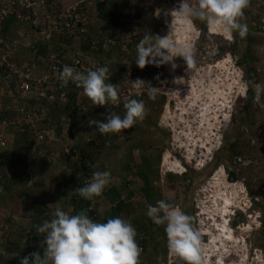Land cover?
<instances>
[{
	"label": "rangeland",
	"instance_id": "obj_1",
	"mask_svg": "<svg viewBox=\"0 0 264 264\" xmlns=\"http://www.w3.org/2000/svg\"><path fill=\"white\" fill-rule=\"evenodd\" d=\"M101 1L106 0H92L88 4L92 13L98 12L97 3ZM180 2L141 0L135 3L134 0H116L119 11H122L121 17L130 18V26L126 29H134L138 36L143 32V37L166 36L171 16H165V12L178 7ZM187 2L193 6L197 4V0ZM157 9H160L159 16ZM140 12L150 13L142 15L145 17L142 22H134ZM240 22L248 26L244 38L236 32L231 37L220 30L210 32L206 23L200 20L193 21V35L191 28L178 24L175 31L170 33V38L178 45L191 46L193 66L188 68L181 57L174 58L175 69L171 63L160 66L148 64L147 69L159 77L154 84L158 91L145 103L148 110L144 124L128 131L122 130L123 136L119 134V140L115 143L123 144L133 152V159L137 163H141L139 153L142 151L138 149L139 146H147L152 158L161 155L160 161L155 160L153 164V170L159 167L160 172L150 175L152 184L149 189L156 192L153 197L155 201L160 197L168 203H177L176 206L193 218L192 223L201 237L204 264H211L210 255L214 249L226 253V264H264V0H250ZM98 24L99 33L109 35V30H117L105 20ZM249 38H252L251 43L248 42ZM248 47L250 53L246 57ZM231 49L234 51L231 52ZM249 111V117L244 118ZM66 141L65 136L62 142L56 141L51 152L59 154ZM236 142L245 145L241 159L227 149L228 144ZM241 149L239 146L238 150ZM215 156L224 163L214 169ZM119 159L116 149L113 152L106 150V165ZM36 162L45 164L49 161L41 156ZM225 163L235 169L236 178H231ZM10 166H13L14 174L22 171L16 163ZM53 169L48 170L49 173L55 172L49 178L60 175ZM66 174L67 171L63 175ZM130 179V187L138 190L136 194L133 193L134 210L127 220L136 229L134 217L140 219L144 214L146 228L150 230L149 234L146 233L148 242L139 257V264H179L176 257L171 258L168 251L163 252L167 245L165 226L155 225L146 214L148 205L152 204L145 197L144 180L135 174ZM245 183L249 184L250 189ZM49 184L47 182L45 187ZM66 201L62 205H67L68 212L71 205L68 199ZM23 204L31 206L33 201L28 199ZM47 214L48 220L54 217L53 213ZM224 219L228 221L224 222ZM25 220V217L20 219L22 229L28 221ZM228 222L229 230H226ZM6 224L11 227L10 223L4 222L2 231ZM208 229L210 233L206 231ZM221 233H225L226 237ZM216 260L214 264H218Z\"/></svg>",
	"mask_w": 264,
	"mask_h": 264
},
{
	"label": "clouds",
	"instance_id": "obj_2",
	"mask_svg": "<svg viewBox=\"0 0 264 264\" xmlns=\"http://www.w3.org/2000/svg\"><path fill=\"white\" fill-rule=\"evenodd\" d=\"M74 1L76 0H60L56 10L59 12ZM91 1L82 0L83 9L90 20V36H113L99 33L98 23L101 24L103 19L99 17L98 12L92 13V10L89 9L88 4H91ZM249 5L250 0H197V4L193 6L187 0H181L178 7L173 8L170 12H165V16H171L167 35L163 37L159 35L145 36L137 44V58L134 65L142 70L148 64L160 66L171 63L172 68L175 69L177 65L173 63L174 58L181 57L186 62L187 67L191 68L194 64L191 46L187 44L178 45L170 38V33L175 31L176 26L179 24L192 28L193 21L200 20L206 23L210 32L220 30L228 37L236 32L241 38H244L248 33V26L246 23H241L240 19L243 18L244 10ZM156 13L159 16L160 9H157ZM95 16H97L96 19H94ZM142 21L143 18H139L135 19L134 22ZM191 32L193 35L194 31ZM197 34L200 35L199 30ZM108 71L107 67L102 66L95 70L89 69L85 73L65 65L60 72L59 79L61 86H67L71 81L77 87L82 88L83 94L93 106L119 105L118 85L110 82L106 83V80L109 79L107 76ZM156 78L159 79V77ZM132 83L136 89H141L146 84L145 81L139 78L132 81ZM155 91L156 89L153 87L150 89L151 93H155ZM123 106L125 110L122 113L113 112L107 115L104 120L90 118L87 122L88 129L91 130L95 127L101 134H118L122 130L132 128L138 121H143L145 118L146 109L142 100L129 99L124 101ZM77 111L78 114L63 115L59 121H57L58 119H52L53 123L50 122L51 119L48 123L43 121V126L54 128L55 133L52 138L46 137L40 141L43 143L41 153H37V148H35L38 158L42 156V153H45L54 155L55 158L60 155L63 161L67 163L71 160L81 163L80 147L75 146V141L71 138V135L77 137L81 130L77 135H74L70 130H63L60 125L63 118L81 114L79 110ZM86 119L87 117H85ZM11 130L17 133H27L17 131L13 126L9 128L10 132ZM62 131L67 132L64 136L67 137L68 141H66L65 147L60 149L59 154L52 153L51 150L55 148L53 146L56 141L62 142V137L64 138L60 135ZM96 136L97 134L87 135L86 139L88 137L93 139L86 142H93L96 140ZM30 140H33L37 145L39 143L34 139V135L30 136ZM70 143L72 147H75L76 152L71 150L72 153L68 158H65L63 156L65 154L64 149ZM53 161L45 163L51 164ZM84 161L87 166L91 164L90 159L87 157ZM17 164L19 168L24 165L22 162ZM110 178V171H95L92 173L91 182L85 183L77 189H71L70 193L76 191L80 197L89 201L98 197L96 209L100 215L99 201L103 197L105 187L110 183ZM2 191L3 189L0 188V192ZM146 214L155 225L165 226L164 231L170 256L176 257L180 264H204L200 233L194 227L193 218L190 215L186 214L179 206L165 200H158L155 206L148 205ZM225 221L228 220L224 219ZM35 230L38 235L44 237L40 243V247L43 249L42 254L41 252L31 253L29 256L23 257L20 264H139V257L144 251L137 242L138 233L134 226L129 220L120 216L109 218L107 222L101 223L93 221L87 214V210L70 215L60 207H56L54 217L51 220H45L41 225H36Z\"/></svg>",
	"mask_w": 264,
	"mask_h": 264
},
{
	"label": "built area",
	"instance_id": "obj_3",
	"mask_svg": "<svg viewBox=\"0 0 264 264\" xmlns=\"http://www.w3.org/2000/svg\"><path fill=\"white\" fill-rule=\"evenodd\" d=\"M59 1L0 0V152L8 148L11 126L17 131L32 133L37 142L46 137H53L54 128L43 126L47 109L50 108L45 102L52 106L67 104L70 101L69 89L76 85L69 81L67 86H61L59 75L65 65L85 73L89 69L107 67L109 79L106 83L118 85L120 97L119 105L93 106L83 94L82 88H79L75 105L81 114L63 118L60 122L63 130H70L74 135H77L80 130L89 128L87 122L90 118L103 120L101 117H106L113 112L122 113L125 110L124 101L143 98L147 93H151L152 87L155 88L152 82L157 80V75L147 67L141 70L137 65L129 64L131 59L123 58L121 61L128 63V66L118 71L116 69L119 68L113 67L108 55L97 54L100 46L105 52L112 47L120 46L121 53L132 54V58L136 61L137 45L133 42L131 35L121 39L119 45L118 40L113 36H90V20L83 9L82 0H76L58 12L56 8ZM10 16H14L17 22L15 36L4 33L3 29L4 23ZM191 29L193 31V28ZM78 32L90 45L89 50L86 52L80 48H74L71 58L60 55L61 51L72 47L71 43L63 40ZM42 42L48 44L46 53L39 51V44ZM27 49L32 52L29 51L32 54L31 59L28 58ZM138 78L146 83L141 89L133 87L132 81ZM157 91L158 89L155 92ZM91 113L102 114L98 118V116H90ZM85 117H87L86 120ZM108 135L111 134H101L104 138ZM92 139V137L87 138L88 141ZM71 145L70 143L64 149L65 158H68L72 152H76L75 147ZM42 156L49 162L55 160L54 155L42 153ZM91 173L88 172L89 175L83 179L80 187L91 182ZM2 177L3 175H0V178ZM97 201L98 197H95L88 207L92 212L93 221L99 216L96 209ZM139 246L143 249L142 243Z\"/></svg>",
	"mask_w": 264,
	"mask_h": 264
},
{
	"label": "trees",
	"instance_id": "obj_4",
	"mask_svg": "<svg viewBox=\"0 0 264 264\" xmlns=\"http://www.w3.org/2000/svg\"><path fill=\"white\" fill-rule=\"evenodd\" d=\"M136 3L139 2V0H134ZM98 5V14L99 17H101L103 20H105L107 22V24L111 27V28H116V31H112L109 30V35H113L114 38L116 40H118V45H119V41L121 39H123L126 35H131V38L133 39V42L136 43V45L140 42V40L142 39L141 37H143V32L142 35L138 36L137 33H135L133 30H128L126 28H128V23L130 21V18L127 17H121L120 13L122 11H119V5H117L116 0H106V1H101L97 3ZM111 6L112 7V11L109 9ZM125 8V7H124ZM151 12V11H150ZM149 12V13H150ZM127 13V12H126ZM147 13H143L145 16ZM142 12H140L139 14H137V18L135 19H139V18H144L142 17ZM3 29H4V33H8L10 36H15L16 35V31H17V23L15 22V17L14 16H10L8 17V19L6 20V22L3 25ZM16 27V28H15ZM143 29V28H142ZM251 39H248V42L251 43ZM64 42H68L72 44V47L69 49H66L65 51H61L60 55H64L65 57H70L72 56L73 52L75 51L74 48H80L83 51L89 50L90 45L85 42V39L83 38V36L81 35L80 32L72 35L71 37H69L68 39H64ZM132 44L130 43V46ZM250 48H247L246 51V57L249 56L250 53ZM28 50V49H27ZM30 49L27 51V55L28 58L31 59L32 58V52H29ZM39 51L40 53H46L48 52L47 50V44L42 42L41 44H39ZM234 50L231 49V52H233ZM98 55L104 56V55H108L107 57L109 58V60L111 61L113 67L117 66L119 67V69H125L128 64L123 63L121 60L124 58H129L130 60V64L134 66V59L132 58V54H125L120 52V46L118 47H112L111 49H109L108 51L106 50V52L104 51V49L100 46L99 47V52L97 53ZM124 55V56H121ZM129 55V56H128ZM128 56V57H126ZM131 56V57H130ZM250 57H252V55L250 54ZM247 60V59H246ZM157 81V80H156ZM156 81L154 80L152 82V85L155 86L154 84L156 83ZM79 87H77L75 85V87H70L69 89V97H70V101L67 104L64 105H50L48 102H45V104H47L48 108L47 109V116L44 119L45 123H48L49 120L50 122H52V119H58L57 121H59V119L63 116H69L72 114H78V111L76 109V105H75V99H76V95L78 92ZM154 93H147L143 98L140 99H136V100H142L144 102V104L146 103V101H148V99L152 96H155ZM165 99V97H163V100ZM146 111L147 109V105L145 106ZM56 111V113H55ZM58 114V115H57ZM250 115V111L248 112V114L244 115V118H248ZM144 121V120H143ZM143 121H138L133 127H137L139 126L141 123H143ZM53 123V122H52ZM132 127V128H133ZM131 129V128H130ZM59 130V129H58ZM127 130V129H126ZM93 132L96 136V140H94L91 143L86 142L87 139L85 137H83V144L84 146L82 147L81 144L79 142L75 143V146L80 147V154L82 156V158L80 160L81 163H79L80 169L79 171L81 172V176L80 177H75V175H73L71 177V183H73V187L75 189H77L78 187H80L83 184V179L89 175L88 172H95L94 168H93V163L96 162L97 159L101 158L102 155H106L105 152L107 151H111L113 152L114 149H116V154L119 155V158L121 156L126 157V161H124L123 163H120L119 161L116 162V169L114 171H124V174L126 175L125 177L128 176V174L130 173H134L135 175L137 174L139 177H141L144 180L145 186L144 187V194L146 199L151 202L152 205H155L156 202L158 200H161V198L159 197L156 201L154 200V194H156V192H153L149 189V187L151 186L152 182H151V176L152 174H158L160 172L159 167H157L155 170L153 164L155 163V160H157L158 162L161 159V155H157L156 157L152 158L150 156V153L147 152V146L144 145V147L139 146L138 149L141 150L142 152L139 153V158L141 159V163L139 165H136V167H133L131 163L135 162L133 159V152H131L130 150H126L124 151L122 148V144H115L116 141L118 142L119 140V133L118 134H111L108 135V137L104 138L101 136V134H99V131H97L95 128L93 129ZM128 131V130H127ZM131 131V130H130ZM93 134V135H94ZM30 136L32 135V133L29 134ZM108 138V142H106V139ZM30 147L35 150V148H37V153H41L42 152V148H43V143L39 142L38 145L33 141L30 140ZM105 141V142H104ZM86 142V143H84ZM105 143V145H104ZM82 144V145H83ZM238 145L237 148L234 147V145ZM236 144L231 143L228 144L229 148H227L230 151H233L234 153L237 154V158L241 159V155L243 153V149H245V145H239L238 142H236ZM239 146L242 148V151H239ZM134 148V147H132ZM18 154V153H17ZM240 154V155H239ZM6 156V160L7 159H11L10 156H12L10 153L5 154ZM38 157V156H37ZM85 157H87L88 159H90V165L87 166L85 164ZM120 160V159H119ZM23 163V161H21ZM214 169L217 168L218 166H220L221 164L224 163V161H222L221 158H219L218 156L214 157ZM24 164V163H23ZM226 164V163H225ZM27 167H24V166ZM22 166V168H18L19 170L22 171H18L20 172L19 174L22 173H27L28 170L30 169V164L27 165V163ZM227 167H229V175L231 176V178H236L237 176V172L235 171V169H232L230 167V165L226 164ZM231 168V169H230ZM16 169V172L17 170ZM114 169V168H113ZM8 169L4 168V169H0V175H3L2 178H0V183H4V186L7 187L10 191L14 189V187L12 186L11 181H9V178H11V174H13L15 171L13 169H10V172H8ZM106 171H112V167L110 168L109 166L106 167ZM91 173V174H92ZM10 176V177H9ZM21 181L24 183V187L21 186V188H24L23 191H25L29 184H32L34 181L30 180L28 181L27 177H24L23 174L21 175ZM8 182V185H6L5 183ZM246 186L250 189V186L248 183H245ZM17 186V185H16ZM27 186V187H26ZM71 189H74L72 187H69ZM68 189V188H67ZM70 189V190H71ZM68 191V190H66ZM110 192V193H109ZM122 192V191H121ZM110 195L111 200H115L114 199V192L113 190H107L106 194ZM127 193V197L123 199L122 194L120 193V199L116 201V205H112L108 208V210L106 211V216H102L101 214L95 218L96 222H101V223H105L107 222V220L109 218H115L117 216H120L123 219H127L128 216H130L131 211L134 210V199H132L133 197V191L127 189L126 190ZM69 199L68 202L71 205V208L69 209V214L70 215H75L78 214L80 211L83 210H87V214L89 215L90 218H92V212L89 211L88 207L90 205V201L86 200L82 197L79 196V194L74 191V193H70L69 191ZM131 199V200H130ZM173 205H177V203H173ZM47 205H45L44 203H40L37 202L35 209H34V214L31 215V224L29 225L28 222H26V226L24 227V229H20L19 230V235L18 237H16L14 239V237L11 235V232H8V235H4L1 232V227H0V246L2 249L5 250V252H13L15 253L14 256H10L8 253H0V264H20V260L25 257V256H29L31 253L34 252H41L43 249L40 247V243L41 241L44 239L43 236L38 235L36 230H35V226L36 225H41L45 220H48L49 216L47 214ZM149 218V217H148ZM144 219V220H143ZM145 219L146 216L143 214L141 216V218H136L134 217L133 221L137 224V228L136 231L138 233V236L136 237L137 242L140 244H143V249L146 248L147 246V242H148V235H146V233H150V230H147V226L145 224ZM150 219V218H149ZM150 221L152 222V220L150 219ZM28 225V226H27ZM8 226V225H7ZM7 228V230H9V227H5V229ZM16 228V226H15ZM14 228V229H15ZM2 238H4V240H2ZM168 251L167 249V245L163 248V252L166 253ZM143 252V251H142ZM180 264V262H179Z\"/></svg>",
	"mask_w": 264,
	"mask_h": 264
},
{
	"label": "crops",
	"instance_id": "obj_5",
	"mask_svg": "<svg viewBox=\"0 0 264 264\" xmlns=\"http://www.w3.org/2000/svg\"><path fill=\"white\" fill-rule=\"evenodd\" d=\"M101 114L102 113L99 114L91 113V115H94L95 117L98 116V118L101 116ZM101 118H103L104 120L106 117L103 116ZM93 132H94L93 129L82 130L79 132L77 137L71 135V138L75 141V143L79 142L83 147L84 146L83 137L87 135H93L95 133ZM66 133L67 132L62 131L60 132V135L64 136ZM119 134L122 136L123 132L121 131ZM29 139H30L29 134L17 133L16 131L11 130V132L9 131V135H8V148L0 152V169L3 168L11 169L13 168V166L12 167L10 166L11 164L15 165V163L17 164L23 161L24 165L26 163L27 165L29 164L31 165L27 173L25 172L22 173L23 176L27 177L28 181L29 180L34 181L32 184H29L28 188L25 191H23L24 188H21V186L24 187V183L21 181L22 174H19L18 172V174L13 173L11 175V178H9V181H11L12 186L14 187L15 190L13 189L10 191L7 187L4 186V183L0 185V188L3 189V191L0 192V227H3L2 225L4 222L10 223L11 226L9 227V225L6 224L8 225L9 230L5 229L3 231L1 230V232L4 235L6 234L8 235V232L10 233L12 230L11 235L14 237V239L18 237L19 230L22 229V223H20L21 218L23 219V217H25V219L28 220L25 221L28 222L29 225L31 224V215L34 214V209L37 202L40 203L45 202L44 204L47 205V207L49 206V208L46 209L47 212L54 214L56 207H60L62 210L67 212L66 209L67 205L64 207L62 203L67 199H69L68 193L71 189L69 187L72 188L75 187V186L73 187L74 184L71 183V177L73 175H75V177H80L82 172L79 171L81 165L76 160H71L67 163L63 161L60 155L57 156L51 164L37 163L36 159L38 157L35 150H33L30 147ZM122 148L124 151L127 150L126 149L127 147L123 146V144H122ZM7 153L8 154L10 153L12 155L10 156L11 157L10 160L9 159L6 160L5 154ZM19 157H26L27 159L25 160L18 159ZM118 161L120 163L126 161L125 155L121 156L120 160ZM131 164L133 167H136V165L137 164L139 165L140 163L133 162ZM107 166H109L110 168L112 167V171H110L111 173L110 183L105 187L103 197L100 198L99 201V208L101 210L102 216H106V211L108 210L109 206L116 205V201L120 199V193L122 194V197L124 199L127 197V193L125 194L127 189L132 190L134 194H136L137 193L136 190H138L130 187V183L132 180L130 179V177L134 176V173H130L128 174L127 177H125L126 175L124 174V171H114L117 168L116 162L111 165H106V155H104V157L102 155L101 158L97 159L96 162L93 163L94 171H106ZM24 167L27 166L25 165ZM50 168H54L53 170L60 172V175L58 174L57 177L49 178L50 174L55 173V172L49 173L48 170ZM59 168L61 169L60 171ZM62 171L63 174L65 173V171H67L68 174L63 175ZM47 182H49L50 184L46 188L45 184H47ZM5 184L8 185V182ZM134 184H138V183L135 182ZM107 190H111V191L113 190L114 199L116 198L115 200H111L110 197L111 194H109L110 192L108 193L109 195L106 194ZM141 192L143 193V191ZM28 199L29 201H33V205L30 206L31 203L28 205L23 204V202H27ZM19 223L21 225H19ZM2 240H4V238H2ZM0 253H8L10 256L15 255V253L13 252H5V250L2 249L1 246H0Z\"/></svg>",
	"mask_w": 264,
	"mask_h": 264
},
{
	"label": "bare ground",
	"instance_id": "obj_6",
	"mask_svg": "<svg viewBox=\"0 0 264 264\" xmlns=\"http://www.w3.org/2000/svg\"><path fill=\"white\" fill-rule=\"evenodd\" d=\"M170 72H172L171 70H170ZM165 158V157H164ZM180 164H181V162H180ZM203 164V163H202ZM166 168V167H165ZM217 195H219V193L217 194ZM218 198H219V196H217ZM230 198V197H229ZM229 203V202H228ZM225 207V206H224ZM224 207H223V209H224ZM223 211V210H222ZM224 212V211H223ZM230 220H231V218H230ZM229 220V221H230ZM226 230H229V222H228V224L226 225ZM207 232H209L210 233V231H209V229L208 230H206ZM222 234V233H221ZM222 235H224V237H226V234L225 233H223ZM232 236V235H231ZM215 248V247H214ZM171 258H174L173 256H171ZM214 259H218V261L216 260V262H218V264H226L227 263V255H226V253H224V252H222V251H220V250H218V249H214V250H212V253H211V255H210V262H211V264H214L213 263V261H214ZM220 259V260H219Z\"/></svg>",
	"mask_w": 264,
	"mask_h": 264
},
{
	"label": "flooded vegetation",
	"instance_id": "obj_7",
	"mask_svg": "<svg viewBox=\"0 0 264 264\" xmlns=\"http://www.w3.org/2000/svg\"><path fill=\"white\" fill-rule=\"evenodd\" d=\"M166 158V157H165ZM168 164H170V162H167ZM166 168H167V166H166Z\"/></svg>",
	"mask_w": 264,
	"mask_h": 264
}]
</instances>
